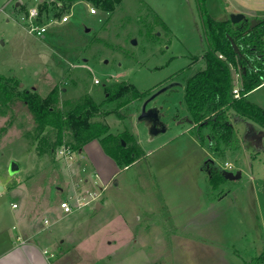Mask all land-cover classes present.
Returning a JSON list of instances; mask_svg holds the SVG:
<instances>
[{
	"label": "rangeland",
	"instance_id": "1",
	"mask_svg": "<svg viewBox=\"0 0 264 264\" xmlns=\"http://www.w3.org/2000/svg\"><path fill=\"white\" fill-rule=\"evenodd\" d=\"M45 1L0 0V74L20 82L17 93L45 99L53 92L58 102L52 104L64 110L87 97L105 102L93 120L114 134H133L140 155L120 166L103 149L109 159L76 150L66 158L60 148L41 154L42 136L55 140V132L36 136L35 118L21 100L0 104V233L15 238L18 211L11 203L20 202L22 191L27 220L44 227L54 264H250L258 258L264 252V129L235 123L243 146L221 158L209 142L200 143L185 99L187 80L203 68L207 49L196 0H125L111 12L88 2L65 10L55 5L44 13L52 24L43 37L29 32L22 17ZM206 6L216 20L232 13L253 18V10L264 16V0H206ZM65 15L70 20L62 23ZM174 81L180 85L149 104L166 127L152 136L138 115L148 97ZM123 83L149 95L122 107L124 98L106 103L110 88ZM250 94L264 108V85ZM13 160L20 170L11 174ZM209 160L235 175L220 190L207 183ZM78 198L86 204L64 214L59 204Z\"/></svg>",
	"mask_w": 264,
	"mask_h": 264
},
{
	"label": "trees",
	"instance_id": "2",
	"mask_svg": "<svg viewBox=\"0 0 264 264\" xmlns=\"http://www.w3.org/2000/svg\"><path fill=\"white\" fill-rule=\"evenodd\" d=\"M122 1L47 0L39 8L37 21L39 24L48 22L51 17L44 13L50 14L55 5L59 10H65L74 3L88 2L111 12ZM196 3L202 18L207 49L202 56L204 68L187 80L185 99L190 114L188 120L193 124L200 143L205 146L209 142V151L214 157L221 158L228 152L237 153L243 146L235 123L251 121L264 129V108L248 98L251 91L264 85V17H245L238 23H233L230 18L216 20L208 13L206 0H196ZM229 37L236 42L241 57L235 53ZM237 75L241 85L240 98H236L233 91ZM15 81L12 77L0 74V104L12 107L17 100H21L35 118L36 136L49 128L55 132V140L48 135L42 136L41 154L54 153L62 147L82 152L88 143L97 140L120 166H129L139 159L140 146L133 134L127 130L114 134L110 132L108 124L93 120L105 102L98 104L87 97L85 101L72 104L68 110H64L52 104V101L58 102L53 92L45 99L28 90L17 93L14 86H19L20 82ZM110 89L112 92L108 93L106 103L124 98L120 102L121 107L149 95L126 83ZM206 129L207 134L204 133ZM67 133L69 139H66ZM205 167L207 183L212 190H220L229 180L225 171L212 160ZM250 264H264V252Z\"/></svg>",
	"mask_w": 264,
	"mask_h": 264
},
{
	"label": "crops",
	"instance_id": "3",
	"mask_svg": "<svg viewBox=\"0 0 264 264\" xmlns=\"http://www.w3.org/2000/svg\"><path fill=\"white\" fill-rule=\"evenodd\" d=\"M17 3L21 5L20 2ZM251 15L257 17H264L261 16L259 13H257V11L255 10L251 11ZM201 59L203 58L201 57ZM250 93L248 94V98L251 95ZM94 142H98V141L94 140L91 143H88L82 152L84 153L90 152V154L92 153V155L95 154L96 152L101 153L103 157L109 159L108 156L102 153L103 148L102 147L100 148L99 144H94ZM100 149L101 151L99 152ZM113 173H115V171ZM103 179L105 180V178ZM1 188L3 189V187ZM21 194H22L21 195L22 199L18 203L17 208H14L15 212L18 211L16 213L17 222L16 225L13 226V228L16 229L17 231L15 238H13V240L10 241L9 238H7V236L5 237V235H2L4 231L0 233V264H54L53 261L55 256H50L49 254L44 253V250L46 249L48 250V242H49L48 240L50 239L48 237L44 239L41 236L44 227L36 228L34 223L28 222L26 216L27 212L25 210L27 203V196L26 193L22 191ZM13 203L14 202H12L11 204ZM11 207L13 206L11 205Z\"/></svg>",
	"mask_w": 264,
	"mask_h": 264
},
{
	"label": "water",
	"instance_id": "4",
	"mask_svg": "<svg viewBox=\"0 0 264 264\" xmlns=\"http://www.w3.org/2000/svg\"><path fill=\"white\" fill-rule=\"evenodd\" d=\"M17 5H19V3H17ZM245 19V15L243 13H232L230 15V20L233 23H238L242 20ZM90 31L89 28H86V32ZM232 47L235 51L236 54H238L240 57L242 56L236 42L234 41V39L232 37H229ZM180 85L179 82H171L169 84H167L166 86L160 88L158 91H156L154 94H152L150 97H148L141 108V112L138 115V122H147L149 124V130L151 132L152 136H156L158 134H160L161 132H165L166 131V127L162 124L161 122V115H160V111L158 110V108L153 107V106H149V104L155 100L156 97H158L159 95H161L162 93L166 92L167 90ZM124 145L125 142H123ZM224 170V168H222ZM20 170V166L19 164L13 160L10 164V173L14 174L16 172H18ZM225 171V175L228 178H233L235 177L234 173L232 172H228L227 170ZM115 184H118V182L116 181ZM101 207L100 203H97V209H99Z\"/></svg>",
	"mask_w": 264,
	"mask_h": 264
},
{
	"label": "built area",
	"instance_id": "5",
	"mask_svg": "<svg viewBox=\"0 0 264 264\" xmlns=\"http://www.w3.org/2000/svg\"><path fill=\"white\" fill-rule=\"evenodd\" d=\"M91 13L96 14L97 13V9L95 7H92L90 10ZM39 17V10L38 8H33L31 10H29V13L26 16L22 17V21L25 25V27L29 30V32L34 33L35 35L38 36H44L45 33L47 32L48 28L51 26L52 24V20L45 22L43 24H39L37 19ZM70 20V15H65L62 17V23L67 22ZM240 90H241V85H240V80H239V76H236V84L234 87V95L236 98H240ZM73 150L66 148V147H62L59 150V153L61 156L66 157V158H72L71 153ZM227 167H230L229 163H226ZM3 189L0 186V196L2 194ZM86 203L83 202V198H78L77 201L75 202V204H71L70 201L65 200L62 201L59 206L61 208V210L63 211L64 214L67 213H72L74 212L76 209L81 208L82 206H84ZM13 208H17L18 204L17 203H13L12 204ZM49 221L46 220V223H48ZM44 253L49 254L50 256H54L53 253H50L47 249L44 250Z\"/></svg>",
	"mask_w": 264,
	"mask_h": 264
}]
</instances>
